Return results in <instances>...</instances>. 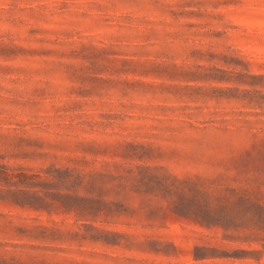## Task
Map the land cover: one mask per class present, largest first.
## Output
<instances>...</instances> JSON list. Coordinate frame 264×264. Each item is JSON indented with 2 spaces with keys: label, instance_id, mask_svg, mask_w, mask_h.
I'll use <instances>...</instances> for the list:
<instances>
[{
  "label": "rangeland",
  "instance_id": "obj_1",
  "mask_svg": "<svg viewBox=\"0 0 264 264\" xmlns=\"http://www.w3.org/2000/svg\"><path fill=\"white\" fill-rule=\"evenodd\" d=\"M0 264H264V0H0Z\"/></svg>",
  "mask_w": 264,
  "mask_h": 264
}]
</instances>
